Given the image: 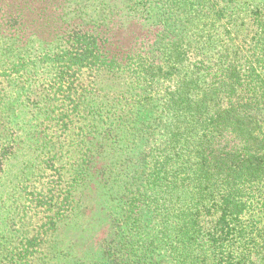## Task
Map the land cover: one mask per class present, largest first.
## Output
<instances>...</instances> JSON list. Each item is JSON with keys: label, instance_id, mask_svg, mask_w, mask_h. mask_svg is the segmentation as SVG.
<instances>
[{"label": "trees", "instance_id": "1", "mask_svg": "<svg viewBox=\"0 0 264 264\" xmlns=\"http://www.w3.org/2000/svg\"><path fill=\"white\" fill-rule=\"evenodd\" d=\"M262 6L0 0V264H264Z\"/></svg>", "mask_w": 264, "mask_h": 264}, {"label": "rangeland", "instance_id": "2", "mask_svg": "<svg viewBox=\"0 0 264 264\" xmlns=\"http://www.w3.org/2000/svg\"><path fill=\"white\" fill-rule=\"evenodd\" d=\"M262 9H263V10H260V11L262 12V15L264 16V6H262ZM246 21H247V22H251L252 19H251L250 17L247 16V17H246ZM239 22H241V21H239Z\"/></svg>", "mask_w": 264, "mask_h": 264}]
</instances>
